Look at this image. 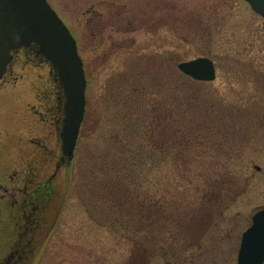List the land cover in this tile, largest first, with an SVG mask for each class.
<instances>
[{"label": "rangeland", "instance_id": "rangeland-1", "mask_svg": "<svg viewBox=\"0 0 264 264\" xmlns=\"http://www.w3.org/2000/svg\"><path fill=\"white\" fill-rule=\"evenodd\" d=\"M48 2L77 41L86 112L74 158L49 184L48 231L32 264H236L241 235L264 208V18L244 0ZM203 56L216 66L215 80L203 84L210 101L248 107L257 119L248 122L252 142L217 147L212 128L205 142L187 150L178 146L143 173L144 212L157 205L158 212L150 209L163 213L159 221L167 228L162 242L146 251L88 215L78 193L80 170L101 148L119 80L147 70L155 76L153 91L161 85L165 98L180 101L186 89L180 83L174 89L177 64ZM9 70L0 79V259L16 236L15 189L25 177L33 179L28 190L51 179L61 156L55 128L39 117L46 89L53 92L50 65L29 63L19 51ZM146 99L158 104L156 97ZM192 117L202 122L194 112Z\"/></svg>", "mask_w": 264, "mask_h": 264}, {"label": "trees", "instance_id": "trees-1", "mask_svg": "<svg viewBox=\"0 0 264 264\" xmlns=\"http://www.w3.org/2000/svg\"><path fill=\"white\" fill-rule=\"evenodd\" d=\"M128 74L111 91L108 130L100 136L98 154L85 158L91 161L80 170L78 193L93 220H100L137 247L151 251L162 242L167 228L164 221H159L160 216L163 218L160 204L159 214L155 204L148 205L144 212L147 198H139L144 191L143 173L159 167L178 146L187 150L203 139L205 142L212 128L217 129V147L223 143L228 150L251 144L254 133L248 122L257 119H251L248 107H237L222 99L210 101L211 94L204 82L181 73L173 83L176 90L179 83L180 88L186 89L180 101L173 96L165 98L161 85L153 91L152 72ZM150 97H156L158 104L151 105L153 100L146 99ZM193 112L202 122L193 121ZM160 209L166 211L163 205Z\"/></svg>", "mask_w": 264, "mask_h": 264}, {"label": "water", "instance_id": "water-1", "mask_svg": "<svg viewBox=\"0 0 264 264\" xmlns=\"http://www.w3.org/2000/svg\"><path fill=\"white\" fill-rule=\"evenodd\" d=\"M244 1L264 18V0ZM31 44L37 45L38 54L51 64L63 89L61 151L63 159L71 160L85 115L87 85L76 40L47 0H0V77L13 58L11 52ZM177 68L196 81L215 79V66L208 57L180 62ZM263 263L264 209H261L253 214L250 226L242 234L236 264Z\"/></svg>", "mask_w": 264, "mask_h": 264}, {"label": "flooded vegetation", "instance_id": "flooded-vegetation-1", "mask_svg": "<svg viewBox=\"0 0 264 264\" xmlns=\"http://www.w3.org/2000/svg\"><path fill=\"white\" fill-rule=\"evenodd\" d=\"M38 47L36 45H30L27 48H20L13 51V60L17 57L19 51L26 54V58L29 63H46L41 54L37 52ZM36 61H38L36 63ZM8 66L7 72H10V65ZM4 74V75H6ZM2 76V78L4 77ZM50 81L52 82V88L46 89L44 93L45 102L44 115L42 112L39 117L42 121H49L50 125H53L57 133V137L61 143L60 132L62 128L63 120V92L59 85L58 79L54 71L50 68L49 71ZM0 78V79H2ZM16 81V78H15ZM30 86V85H29ZM48 117V118H47ZM34 137L32 142H34ZM34 143H37L36 141ZM63 165H68V160L63 159L62 152L59 157L54 174L50 177L51 179L46 180L45 183L37 185L35 189L28 190V187L33 183L32 177H25L23 179L22 188L19 187L15 189V192L20 195L19 200H13L15 206L17 207V212L19 214L18 222L16 223V236L13 244L11 245L8 253L0 259V264H32L34 263L38 241L43 239L47 234L48 228L46 225V209L49 207L51 201V193L49 189V184H51L52 177L57 174L59 168ZM33 261V262H32Z\"/></svg>", "mask_w": 264, "mask_h": 264}]
</instances>
